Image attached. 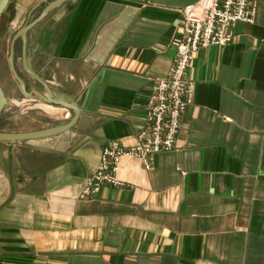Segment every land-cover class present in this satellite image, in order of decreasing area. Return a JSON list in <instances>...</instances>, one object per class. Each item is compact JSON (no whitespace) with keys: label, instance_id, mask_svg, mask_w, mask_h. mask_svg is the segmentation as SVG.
Here are the masks:
<instances>
[{"label":"crops","instance_id":"obj_1","mask_svg":"<svg viewBox=\"0 0 264 264\" xmlns=\"http://www.w3.org/2000/svg\"><path fill=\"white\" fill-rule=\"evenodd\" d=\"M195 1L68 0L20 41L15 66L30 90L47 93L38 76L81 115L51 137L0 141V264H264V0L231 43L196 53L175 148L150 169L123 158L125 186L80 198L105 145L135 144L175 61L180 11ZM8 98L23 108L1 131L67 121L61 106Z\"/></svg>","mask_w":264,"mask_h":264},{"label":"built area","instance_id":"obj_2","mask_svg":"<svg viewBox=\"0 0 264 264\" xmlns=\"http://www.w3.org/2000/svg\"><path fill=\"white\" fill-rule=\"evenodd\" d=\"M259 1L197 0L181 9V38L175 61L168 74L153 86L146 119L135 144L126 146L114 140L102 148L98 165L80 194L81 199L97 196L106 186H125L118 176L123 158H137L150 169L157 153L175 148L183 114L194 102L195 83L189 70L196 53L231 43L238 23L255 22ZM72 116L73 112L65 109L64 119Z\"/></svg>","mask_w":264,"mask_h":264},{"label":"water","instance_id":"obj_3","mask_svg":"<svg viewBox=\"0 0 264 264\" xmlns=\"http://www.w3.org/2000/svg\"><path fill=\"white\" fill-rule=\"evenodd\" d=\"M10 0H0V17L4 12L5 8L7 7ZM68 0H53L47 3L41 14L31 22L26 23L16 34L14 38V42L11 48L10 56H9V63L11 67V71L15 79L18 81L22 92L29 98H36L45 103L52 104L55 106H61L64 109L71 110L73 112V116L71 119L67 120L64 124L59 126L50 127L46 129L36 130V131H26V132H6L0 131V141H26V140H35L41 138L51 137L65 131L72 129L78 122L81 109L76 102H68L62 99H59L54 96L52 90L50 89L49 85L46 81L42 78L35 76L37 82H39L47 91L46 94L39 90H32L28 91L27 85L23 78L19 75L16 66H15V53H14V43L18 38L23 39L24 48L26 46L27 41V34L28 32L41 20H43L53 9L61 6ZM27 68V67H26ZM28 71L29 68H27ZM31 72V71H30ZM9 98L7 97L4 89L0 85V114L3 112L5 106L9 103Z\"/></svg>","mask_w":264,"mask_h":264},{"label":"rangeland","instance_id":"obj_4","mask_svg":"<svg viewBox=\"0 0 264 264\" xmlns=\"http://www.w3.org/2000/svg\"><path fill=\"white\" fill-rule=\"evenodd\" d=\"M39 2H41V0H10L0 17V85L4 89L7 97L11 96L16 97L17 99L27 98V96L22 92L18 81L12 74L9 63V54L12 39L15 33L28 20V14L30 10ZM44 5L45 2H42L41 6L37 7L31 16V19H34L39 15ZM19 47L15 45L17 56L20 54ZM36 85L40 86L39 83ZM27 89L28 91H31L29 87H27ZM30 103L33 102L29 101V104ZM8 104L0 114V131L3 128H17V124L19 123L18 117L21 115V110L23 107L18 109L17 107H10ZM29 112V115L31 116L35 114L34 110H29ZM25 119H30V116L26 117Z\"/></svg>","mask_w":264,"mask_h":264},{"label":"flooded vegetation","instance_id":"obj_5","mask_svg":"<svg viewBox=\"0 0 264 264\" xmlns=\"http://www.w3.org/2000/svg\"><path fill=\"white\" fill-rule=\"evenodd\" d=\"M20 41H22V38L20 37V38H18L16 41H15V43H14V53H15V45H17V47H19L20 46ZM14 61H15V57H14ZM27 85V87H29L28 86V84H26ZM31 89V88H30Z\"/></svg>","mask_w":264,"mask_h":264}]
</instances>
